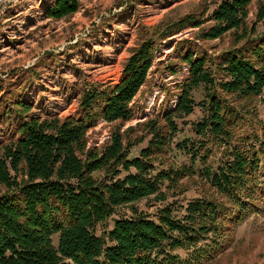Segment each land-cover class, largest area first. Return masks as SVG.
I'll list each match as a JSON object with an SVG mask.
<instances>
[{"label":"trees","instance_id":"1","mask_svg":"<svg viewBox=\"0 0 264 264\" xmlns=\"http://www.w3.org/2000/svg\"><path fill=\"white\" fill-rule=\"evenodd\" d=\"M253 3L259 10L250 26ZM214 4L215 25L199 38L216 40L233 31L234 45L213 68L202 55L182 56L189 76L177 106L146 122V136L126 138L118 130L103 149L87 150V133L97 120H131V104L160 42L198 27L194 17L152 29L127 59L119 84H87L79 92V117H37L21 99L10 106L6 115L15 113L18 123L0 146V264H206L223 248L228 226L259 208L264 123L254 116L264 92V33L257 29L264 27V3ZM78 8L79 0H57L48 17L62 19ZM202 89L205 99L197 103L194 93ZM197 107L204 114L195 127L198 139L175 144L179 122ZM248 123L252 133L244 135ZM146 138L147 147L130 158ZM175 149L190 166L175 160L170 166ZM213 149L221 153L216 167L208 162ZM183 178L201 180L210 195L186 207L169 203L170 196L186 193ZM154 204L164 205L153 215Z\"/></svg>","mask_w":264,"mask_h":264},{"label":"rangeland","instance_id":"2","mask_svg":"<svg viewBox=\"0 0 264 264\" xmlns=\"http://www.w3.org/2000/svg\"><path fill=\"white\" fill-rule=\"evenodd\" d=\"M56 1L0 0V146L15 133L16 115L12 111L6 115V111L18 99L32 105L31 114L37 117H79V92L87 84H119L127 59L144 39L151 37L152 29L194 17L196 25L200 23L198 27L191 25L160 42L147 82L131 104V120L125 123L97 120L87 133V150L103 149L118 130L126 138L146 136V122L177 106L180 88L189 76L182 56L190 52L202 55L210 60L212 67L234 45L233 31L216 40L199 38L202 30L215 25L211 20L215 0H79L75 14L58 20L48 17ZM250 8L251 26L259 6L253 3ZM257 29L260 34L264 33L262 25ZM194 97L197 103L204 101L203 89L194 93ZM256 107L254 118H259L254 120L255 123L262 121V125L264 92ZM11 115L15 116L11 119ZM203 116L197 107L186 122L180 121L175 144L198 139L195 127ZM250 128L249 123L243 126L244 135L252 133ZM253 128L258 129L259 125ZM149 139L135 148L130 158L139 156ZM216 149L208 160L215 167L221 156ZM170 156L172 159L168 161L172 167L191 165L190 158L176 149ZM260 164L264 173V161ZM200 169L198 166L197 171ZM180 186L186 193L170 196L168 201L177 207H186L190 201L210 195L208 186L196 178H183ZM257 201L259 208L246 211L242 219L236 218L228 226L223 248L206 264H264V200ZM154 205L157 206L150 212L153 215L154 209L164 204Z\"/></svg>","mask_w":264,"mask_h":264}]
</instances>
